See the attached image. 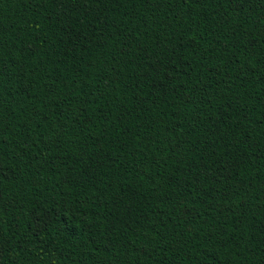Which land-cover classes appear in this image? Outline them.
<instances>
[{
	"label": "trees",
	"instance_id": "obj_1",
	"mask_svg": "<svg viewBox=\"0 0 264 264\" xmlns=\"http://www.w3.org/2000/svg\"><path fill=\"white\" fill-rule=\"evenodd\" d=\"M223 11L0 0V264H264V7Z\"/></svg>",
	"mask_w": 264,
	"mask_h": 264
},
{
	"label": "snow or ice",
	"instance_id": "obj_2",
	"mask_svg": "<svg viewBox=\"0 0 264 264\" xmlns=\"http://www.w3.org/2000/svg\"><path fill=\"white\" fill-rule=\"evenodd\" d=\"M181 2L187 7L189 0H181ZM193 4H203L209 2V0H191ZM215 5L219 8H223L224 11L220 13V20L223 22L221 27H224L226 25H229L232 20L239 19L242 15V13L245 12L246 9L253 8L254 5L259 4L260 7H264V0H214ZM224 40H229L231 42V38L229 36H224ZM236 44L240 43V40L238 39ZM247 49L245 48V51ZM225 51H227V46L225 47ZM3 71L5 69H0V75L3 74ZM159 74V73H157ZM212 85L207 86L204 89V95L208 94L209 88H211ZM221 91L219 87V82H217V85L215 87V92L217 95H219V92ZM197 95H200L197 93ZM214 102V97L209 98L207 100H204L203 97L201 99V103H206L208 105H211ZM64 135L63 131L60 129L55 130V137L58 141L62 136ZM40 211L44 212L43 216L37 217L35 221V228H36V236L39 238L40 234H42L46 230V226L51 222V211L50 210H43Z\"/></svg>",
	"mask_w": 264,
	"mask_h": 264
},
{
	"label": "rangeland",
	"instance_id": "obj_3",
	"mask_svg": "<svg viewBox=\"0 0 264 264\" xmlns=\"http://www.w3.org/2000/svg\"><path fill=\"white\" fill-rule=\"evenodd\" d=\"M0 256H1V249H0Z\"/></svg>",
	"mask_w": 264,
	"mask_h": 264
}]
</instances>
